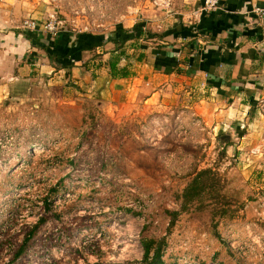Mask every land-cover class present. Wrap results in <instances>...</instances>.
<instances>
[{
  "label": "rangeland",
  "instance_id": "374dc122",
  "mask_svg": "<svg viewBox=\"0 0 264 264\" xmlns=\"http://www.w3.org/2000/svg\"><path fill=\"white\" fill-rule=\"evenodd\" d=\"M5 2L105 37L170 8L169 0ZM143 41L123 46L130 56L120 67L138 69ZM92 58L90 77H108L107 62ZM67 83L69 91L38 84L0 105V264L46 195V222L10 264H136L144 237H166L164 264H264V93L235 106L202 76L192 92L177 81L145 101L142 85L125 83L116 97L95 99ZM204 169L214 174L211 192L182 210L185 187ZM168 211H179L173 224Z\"/></svg>",
  "mask_w": 264,
  "mask_h": 264
},
{
  "label": "crops",
  "instance_id": "0c3cea01",
  "mask_svg": "<svg viewBox=\"0 0 264 264\" xmlns=\"http://www.w3.org/2000/svg\"><path fill=\"white\" fill-rule=\"evenodd\" d=\"M169 3L166 12L154 18L150 12L143 21L147 30L162 37L129 39L125 44L132 43L131 50L139 42L149 44L144 60L138 62L131 76L114 79L108 60L114 57L115 49L105 50L116 45L109 36L74 34L64 29L56 37L41 31L27 32L19 28L23 19L43 20L31 15V9L21 11L0 0V105L12 97L22 101L26 93L41 89L38 84H62V91H69V80L95 99L116 97L125 83L136 91L139 84L149 95L145 99L148 101L180 85L177 81L192 92L202 76L208 88L225 95L235 106L255 104L256 96L264 93V21L252 10L263 6L264 0H222L217 10L200 15L204 0ZM135 24L133 21L131 27ZM50 54L57 57L51 59ZM92 54L107 62L102 67L109 70L108 77H90V66L97 61L89 59Z\"/></svg>",
  "mask_w": 264,
  "mask_h": 264
},
{
  "label": "trees",
  "instance_id": "16d2710c",
  "mask_svg": "<svg viewBox=\"0 0 264 264\" xmlns=\"http://www.w3.org/2000/svg\"><path fill=\"white\" fill-rule=\"evenodd\" d=\"M144 23H137L134 25L132 30L120 31L119 34H116V37H110L109 40L112 41L116 47L114 52V57H112L108 62V68L110 70V77L114 79L118 78H126L131 76L132 72L129 71L128 66L125 65L120 67V63L123 60L129 59V56L126 51H123V46L130 39L134 41H138L141 38L144 39H152L154 37H162V35L153 33L151 30L143 29ZM126 33L125 35H123ZM135 48L137 45L134 46ZM125 55V57H123ZM134 55V54H133ZM131 55V56H133ZM51 59L57 57L55 54L49 55ZM145 57V54L142 52L136 56L137 61H142ZM214 181V174L211 169H204L200 171L185 187L183 194L181 196V208L182 210H188L189 206L194 204H204V198L206 194L211 192ZM212 182V183H211ZM57 189H53L52 193L56 192ZM50 195H46L43 197V208L44 211L39 216L38 221L29 225L24 232V237L21 244L15 249L13 257L10 262H14L20 258L23 253L26 251L28 247H31L34 241V237L39 232V229L43 223L46 222L48 215L47 212L51 210V200H49ZM169 212V211H168ZM171 216V224L174 223L175 217L179 214V211L169 212ZM215 219V217H214ZM213 219V220H214ZM216 236L219 237L218 232H215ZM142 248H143V258L140 262L136 264H164V248L167 244L166 237L161 238H142L141 240ZM9 262V264H10Z\"/></svg>",
  "mask_w": 264,
  "mask_h": 264
},
{
  "label": "built area",
  "instance_id": "2783aa9c",
  "mask_svg": "<svg viewBox=\"0 0 264 264\" xmlns=\"http://www.w3.org/2000/svg\"><path fill=\"white\" fill-rule=\"evenodd\" d=\"M221 3L222 0H204L203 5L198 10V15H200L202 12L217 10ZM252 11L258 19L264 21V5L261 7H255ZM19 28L27 32L41 31L50 35L51 37H56L62 32L63 25L61 21L57 20L55 15L51 14L44 22H39L33 18H25L21 21Z\"/></svg>",
  "mask_w": 264,
  "mask_h": 264
}]
</instances>
